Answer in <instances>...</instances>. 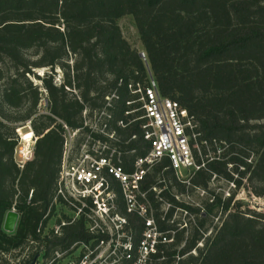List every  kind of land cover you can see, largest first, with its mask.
<instances>
[{
  "label": "trees",
  "instance_id": "16d2710c",
  "mask_svg": "<svg viewBox=\"0 0 264 264\" xmlns=\"http://www.w3.org/2000/svg\"><path fill=\"white\" fill-rule=\"evenodd\" d=\"M125 16L146 60L122 34ZM150 78L196 123L200 167L180 180L163 160L141 183L166 233L153 264H264V214L235 202L245 183L264 197V0H0V264H26V249L33 258L42 246L67 249L90 234L84 215L59 221L60 235L47 230L69 133V164L100 143L103 157L115 153L132 172L149 145L141 104H127L138 99L129 86ZM25 126L35 147L21 167L15 151ZM220 181L235 187L228 198L211 189ZM111 183L137 241L146 223ZM190 190L207 198L185 202ZM12 211L19 221L7 233Z\"/></svg>",
  "mask_w": 264,
  "mask_h": 264
},
{
  "label": "built area",
  "instance_id": "2783aa9c",
  "mask_svg": "<svg viewBox=\"0 0 264 264\" xmlns=\"http://www.w3.org/2000/svg\"><path fill=\"white\" fill-rule=\"evenodd\" d=\"M143 59L146 60L145 53ZM129 89L138 99L127 103L128 106L139 103L143 111L140 120L144 122V140L149 145L147 155L138 158L129 173L123 168L120 156L116 160L113 158L115 153L107 158L98 151L88 154L84 152L85 147L80 158L69 164L75 136V133H69L54 205L58 206L60 201L72 208L77 213V218L72 221L84 215L90 222V234L67 249L51 251L42 246L33 258L29 257L26 249L21 256L26 264H153L159 247L166 244V233L160 232L155 225L151 204L140 186L150 170L163 160L169 162L180 180H188L200 169L192 153V144L196 147L198 139L197 126L178 102L159 95L153 78L149 79L146 87L137 84L129 86ZM112 98L107 100L110 102ZM119 126L125 127L123 123ZM98 145L103 150L107 149L100 143ZM27 160L25 158L19 165L22 167ZM111 181L118 185L127 211L146 223V230L137 241L127 229L128 220L118 212V194ZM154 191L157 192L156 189ZM105 222L112 224L109 230L102 226L101 223ZM61 225L64 226L65 222ZM54 231L55 235H60V226ZM40 235L45 238L48 234Z\"/></svg>",
  "mask_w": 264,
  "mask_h": 264
},
{
  "label": "rangeland",
  "instance_id": "374dc122",
  "mask_svg": "<svg viewBox=\"0 0 264 264\" xmlns=\"http://www.w3.org/2000/svg\"><path fill=\"white\" fill-rule=\"evenodd\" d=\"M118 24L119 27L121 28L124 38L131 45V47L137 50L141 54L144 53V49L141 44L140 37L133 17L125 16L124 18L119 20ZM61 76H62L61 74H58L57 80L61 81L62 79ZM89 124L91 126H95V122ZM30 131L31 129L29 126H25L19 131L20 142L15 151V160L19 164L20 162L25 161V158L26 159L30 158V152L33 149L31 146L34 135L33 132ZM91 150L94 153V151L102 152L105 149L103 150V147H100L98 144H96V146H93ZM234 188H235L234 186L224 181L216 182L214 185L211 186V189L214 190L216 194L221 195L223 198H228L230 196V193L235 191ZM182 198L185 202H188L196 206V205H201L203 201L207 198V195L206 194L202 195L201 192L190 190L187 193V195ZM235 202L237 204H240L243 210L250 209L264 214V197L263 198L256 197L250 190L247 183H245L244 187L237 192ZM56 207H57L56 214L52 218V220L48 223L47 230L57 229L59 221L66 222L64 218L71 220L77 218V213L73 211L72 208H68L66 206H59V205ZM101 224L103 227H105L106 230H109L112 227L111 223L105 222Z\"/></svg>",
  "mask_w": 264,
  "mask_h": 264
},
{
  "label": "water",
  "instance_id": "95a60500",
  "mask_svg": "<svg viewBox=\"0 0 264 264\" xmlns=\"http://www.w3.org/2000/svg\"><path fill=\"white\" fill-rule=\"evenodd\" d=\"M140 56L143 58L144 53L142 54L140 53ZM18 221H19V215L15 211L8 213L4 223V230L7 233H13L16 230Z\"/></svg>",
  "mask_w": 264,
  "mask_h": 264
},
{
  "label": "crops",
  "instance_id": "0c3cea01",
  "mask_svg": "<svg viewBox=\"0 0 264 264\" xmlns=\"http://www.w3.org/2000/svg\"><path fill=\"white\" fill-rule=\"evenodd\" d=\"M31 132V131H30ZM31 146V145H30ZM33 149H32V151L30 152V158L27 160V161H29V160H31L32 159V157H33V151H34V147H35V138H34V135H33V139H32V146H31ZM26 161V162H27ZM25 162V163H26ZM21 163V162H20ZM24 163V164H25ZM19 164V163H18Z\"/></svg>",
  "mask_w": 264,
  "mask_h": 264
}]
</instances>
